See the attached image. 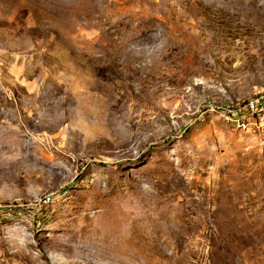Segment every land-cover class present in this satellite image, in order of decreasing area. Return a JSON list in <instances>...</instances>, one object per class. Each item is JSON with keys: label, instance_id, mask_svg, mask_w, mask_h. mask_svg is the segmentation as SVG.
I'll return each mask as SVG.
<instances>
[{"label": "rangeland", "instance_id": "1", "mask_svg": "<svg viewBox=\"0 0 264 264\" xmlns=\"http://www.w3.org/2000/svg\"><path fill=\"white\" fill-rule=\"evenodd\" d=\"M262 88L264 0H0V264H264Z\"/></svg>", "mask_w": 264, "mask_h": 264}, {"label": "built area", "instance_id": "2", "mask_svg": "<svg viewBox=\"0 0 264 264\" xmlns=\"http://www.w3.org/2000/svg\"><path fill=\"white\" fill-rule=\"evenodd\" d=\"M218 109L226 116L236 120H247L249 118L259 123H264V88L243 98L232 101L231 103L218 106ZM51 200V194L45 195L39 200V203H48Z\"/></svg>", "mask_w": 264, "mask_h": 264}]
</instances>
